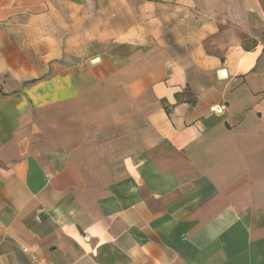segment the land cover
I'll use <instances>...</instances> for the list:
<instances>
[{
	"label": "crops",
	"instance_id": "0c3cea01",
	"mask_svg": "<svg viewBox=\"0 0 264 264\" xmlns=\"http://www.w3.org/2000/svg\"><path fill=\"white\" fill-rule=\"evenodd\" d=\"M205 2L0 0V264H264V0Z\"/></svg>",
	"mask_w": 264,
	"mask_h": 264
},
{
	"label": "built area",
	"instance_id": "2783aa9c",
	"mask_svg": "<svg viewBox=\"0 0 264 264\" xmlns=\"http://www.w3.org/2000/svg\"><path fill=\"white\" fill-rule=\"evenodd\" d=\"M227 106L225 104L216 105L211 108L212 113L222 114L226 111Z\"/></svg>",
	"mask_w": 264,
	"mask_h": 264
},
{
	"label": "rangeland",
	"instance_id": "374dc122",
	"mask_svg": "<svg viewBox=\"0 0 264 264\" xmlns=\"http://www.w3.org/2000/svg\"><path fill=\"white\" fill-rule=\"evenodd\" d=\"M204 3H202V6H206V7H210L213 10L217 9L218 7L222 6V5H216V4H207L205 1L206 0H202ZM235 7H237V5H235Z\"/></svg>",
	"mask_w": 264,
	"mask_h": 264
}]
</instances>
